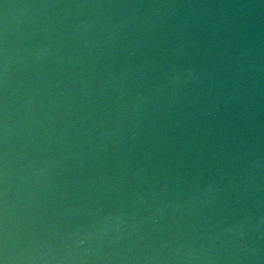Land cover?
<instances>
[{
    "label": "water",
    "instance_id": "95a60500",
    "mask_svg": "<svg viewBox=\"0 0 264 264\" xmlns=\"http://www.w3.org/2000/svg\"><path fill=\"white\" fill-rule=\"evenodd\" d=\"M2 264H264V0H0Z\"/></svg>",
    "mask_w": 264,
    "mask_h": 264
},
{
    "label": "snow or ice",
    "instance_id": "6c2138e0",
    "mask_svg": "<svg viewBox=\"0 0 264 264\" xmlns=\"http://www.w3.org/2000/svg\"><path fill=\"white\" fill-rule=\"evenodd\" d=\"M0 264H2V261H0Z\"/></svg>",
    "mask_w": 264,
    "mask_h": 264
}]
</instances>
